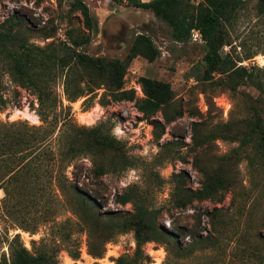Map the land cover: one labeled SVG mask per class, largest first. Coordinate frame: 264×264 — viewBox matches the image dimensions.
I'll return each mask as SVG.
<instances>
[{
    "label": "rangeland",
    "instance_id": "rangeland-1",
    "mask_svg": "<svg viewBox=\"0 0 264 264\" xmlns=\"http://www.w3.org/2000/svg\"><path fill=\"white\" fill-rule=\"evenodd\" d=\"M73 1L0 0V23L10 17L22 20L20 32L30 44H58L66 41L68 34L83 29L80 13L70 9ZM82 1L97 18L98 33L80 49L90 56L125 60L135 36H149L160 55L153 61L142 56L133 58L124 75V87L142 97L140 77L168 82L173 97L162 110L175 118L164 123L160 110L153 118L143 119L133 101H111L102 106L98 100L107 85H100L94 97L83 96L72 102V117L78 126L84 131L95 128L100 135L112 137V150L102 148L95 156L96 165L104 170L99 183H94L87 169L75 180L80 193L91 197V204L81 207L74 193H62L49 176L44 191L20 188L9 198L0 189V264H11L10 250L21 244L35 255H48L47 264H165L168 258L177 262L175 251L168 254L160 242L143 245L149 259L133 260L134 232L123 226L124 215L133 211V203L118 204L116 197L123 193L144 207L157 210V224L180 233L183 246L190 242L183 235V228L194 225L197 216L206 225V209L225 208L222 229L241 234L235 257L239 264H255V254L264 252V157L253 143L241 145L239 139L205 137L215 132L240 138L249 129L255 100H259L257 104L264 115V18L257 17L255 0H246L230 31L232 47L226 45L222 49L237 66L253 68L256 83L242 81L235 90L195 75V66L205 54L198 32H192L189 42L180 43L171 38L169 29L149 10L128 6L126 2ZM247 54L254 56L244 59ZM77 72L84 74L85 79L91 78L81 68ZM0 81V94L6 100L0 120L40 125L35 96L17 86L3 71ZM62 84L59 77L53 89L67 104ZM152 119L160 120L164 130L158 127L154 131ZM154 132L160 137L156 138ZM204 138L205 142L199 145ZM89 159L90 156H82L78 162L91 168ZM124 161L130 166L122 168ZM202 169L224 175L231 190L225 193L221 204L195 201V212L191 206L176 208L170 200L174 184L191 190L200 188ZM70 171L68 168L72 178ZM175 174L182 176L176 178ZM16 234L18 237L14 238ZM169 247L175 249L174 243ZM70 252H78V257L73 258ZM205 254L209 259L219 257L215 251L199 249L185 260H191L189 264H213Z\"/></svg>",
    "mask_w": 264,
    "mask_h": 264
},
{
    "label": "trees",
    "instance_id": "trees-1",
    "mask_svg": "<svg viewBox=\"0 0 264 264\" xmlns=\"http://www.w3.org/2000/svg\"><path fill=\"white\" fill-rule=\"evenodd\" d=\"M115 4L126 2L128 6L149 10L169 29L171 38L180 43H187L192 32L196 31L205 44V54L196 68V76L203 81H209L216 86H225L235 90L242 81L256 83L251 70L245 66H237L229 53L223 54L222 49L231 45L230 31L237 20L238 14L246 6V0H111ZM72 10L80 13L83 29L77 34H68L66 41L58 44L50 43L44 47L30 44L20 32L22 20L7 18L0 23V72L10 76L17 86L28 90L37 100L35 112L41 121L40 125H30L26 121L0 120V189L6 196L13 197L17 189L44 191L47 188L46 177H52V183L62 193H74L81 207H89L91 197L80 193L78 182L75 181L84 169L95 179L104 173L101 166L96 165L95 156L100 149L112 150V137L103 136L97 129L84 131L72 117L70 104L77 99L94 97L95 90L100 85H107L98 103L102 106L111 101H133L143 119H151L156 112L167 106L173 90L168 82L149 77H140L139 84L143 93L137 97L134 90L124 87V75L128 63L136 56H142L148 61L156 59L160 52L151 38L137 34L130 46L125 60L90 56L80 47L90 43L98 33V20L91 13L88 5L82 0H74L70 4ZM257 17L264 18V0H255ZM50 37V36H47ZM254 55L247 54L244 59ZM83 69L91 78L77 72ZM62 77L64 104L56 95L53 83ZM1 87V81H0ZM255 100L251 108L253 118L249 129L240 138L211 132L207 138L239 139L241 145L253 143L257 152L264 157V115ZM6 107V100L0 94V111ZM164 123L174 120L162 110ZM154 131L164 125L158 119H152ZM228 126L227 124H225ZM160 133L154 132L156 138ZM205 142H198L199 145ZM82 156H90L91 168L78 161ZM130 166L127 162L122 168ZM68 168H71L68 175ZM203 181L200 188L191 190L174 184L170 200L176 208L187 206L195 212L193 202L209 200L221 204L225 193L231 190V183L222 174H209L201 170ZM182 174H175L176 178ZM51 183V182H50ZM118 204L133 203V211L124 215L123 224L126 230H132L135 236L136 248L133 260L149 259L143 252V245L148 242H160L166 246V252L173 254L177 262L166 259L165 264H189L185 259L192 256L196 250L215 251L219 257L209 259L213 264H239L235 255L240 249L241 234L226 233L225 212L223 207L215 206L203 213L207 217L206 225H202L197 216L194 225L183 228V235L190 242L185 246L180 242V233L167 230L156 221L157 210L144 207L133 200L127 193L116 197ZM199 210V209H198ZM208 226V229L206 228ZM18 234L14 236L17 238ZM264 242V237L261 238ZM109 240V236L105 241ZM174 243L175 249L169 247ZM264 244V243H263ZM173 252V253H172ZM71 253V252H70ZM11 264H47L49 256L35 255L22 244L11 248ZM73 258L78 252L71 253ZM255 264H264V252L255 254ZM121 259H118L120 262ZM186 262V263H185Z\"/></svg>",
    "mask_w": 264,
    "mask_h": 264
}]
</instances>
